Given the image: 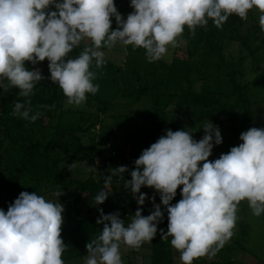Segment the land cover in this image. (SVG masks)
Masks as SVG:
<instances>
[{
    "label": "clouds",
    "instance_id": "9594fccd",
    "mask_svg": "<svg viewBox=\"0 0 264 264\" xmlns=\"http://www.w3.org/2000/svg\"><path fill=\"white\" fill-rule=\"evenodd\" d=\"M130 7L134 11L124 19L114 0H0V90L17 89L23 98L14 102L11 115L33 123L42 115L33 112L30 97L45 77L25 62L35 66L47 59L48 79L62 90L65 106L80 107L87 94L99 91L93 83L98 73L90 69L106 64L102 49L131 45L133 50L143 48L148 62H156L169 47H177L185 27L194 32L211 20L220 29L232 15L247 20L254 8L261 13L259 25L264 31V0H131ZM82 44L79 55L69 58ZM39 107L51 110L55 105ZM201 129L204 135L199 141L188 131L167 129L134 161L131 179L123 185L140 206L148 199L142 187L160 194L168 226L167 232H159L162 239L172 237L171 246L180 253L182 264L214 257L224 247L234 235L242 201L248 202L254 216L264 213V129L241 133L242 143L214 161L209 157L214 146L222 144L221 131L210 120ZM126 172L127 166L114 168L104 177L105 188L113 176L124 179ZM180 186L182 198L172 204ZM108 196L101 190L95 205ZM151 201L154 210L143 216L138 207L127 226L118 211L104 214L99 209L96 223L102 232L86 244L84 264H124L121 244L139 250L152 242L164 211L154 196ZM63 211L61 203L26 191L7 212L0 209V264H65Z\"/></svg>",
    "mask_w": 264,
    "mask_h": 264
},
{
    "label": "trees",
    "instance_id": "16d2710c",
    "mask_svg": "<svg viewBox=\"0 0 264 264\" xmlns=\"http://www.w3.org/2000/svg\"><path fill=\"white\" fill-rule=\"evenodd\" d=\"M130 2L131 0H114L119 13L131 8ZM251 12L252 10L249 11L247 20H242L236 15L230 16L220 29L216 28L211 20H209L206 27L197 26L194 32L185 27L181 38L188 42V51L183 58L174 59L170 65L162 63V68H167L169 74L163 92L157 91L160 88L147 89L143 86L142 93L129 94V98L132 100L131 103L139 105L142 101H146L151 105L147 111L142 108L137 109L132 115L131 113L126 115L128 122H134L136 126L141 127L140 130L136 128L129 130L133 133L136 145H144L146 149L165 135L167 129L172 131L185 130V125L179 120L182 116H186L184 110H182L183 108L186 112L193 108L192 117L194 122L191 127L193 135L203 131L201 128L204 122L209 120L212 122L222 115H227L224 122L227 121L229 122L228 126L231 125L229 127V140L233 138V135L236 139L243 133L249 124L244 125L242 122L238 125L236 123L241 113H245L247 116L244 123L252 120L253 101L249 96L252 89L250 84L242 85L239 82L237 74L244 77V71L240 67L237 68L236 62L229 59L227 53L233 44L240 43L243 48L245 47L244 49H248L250 41L252 42L253 39L255 41L262 40L261 36L255 31V29H258L257 25L250 26V22L254 21V17L250 16L252 15ZM116 28L117 24L113 17L112 29L115 30ZM82 48L83 44L69 53V58L77 57ZM105 60L106 64L103 66L105 73L98 72L94 64L90 69L98 73L93 83L99 85V91L94 96L87 94L86 102L90 100L98 101L101 104L100 110L107 114L115 103L114 99L121 93V87L114 76H105V74L113 73L115 68L117 69L113 60ZM243 60L244 57H241L240 61L243 62ZM48 64L49 62L46 59L33 66L39 68L45 77L40 83L36 84L34 95L30 97L33 112H42L40 118L34 123L11 115L14 102L23 99L18 96L17 89H10L7 93L0 90V136L4 135V138L10 140L9 142L15 148L19 145V142L26 143L25 141H29V146H26L27 150L30 151L29 154H32L36 149L32 147L33 142L42 144L38 150L41 163L46 167H50L48 173L51 174L52 181L61 185L62 189L68 192L62 197L64 223L61 231V237L67 246L66 251L62 254V259L68 261L86 257V244L102 232V225L96 223L100 212L95 214L92 213L91 209H94L95 197L101 190L105 189V184L104 180L99 182L94 176L85 180H77L68 174L63 176L60 172V165L66 160L94 163L97 158L101 159L104 154L109 155L110 160H114L118 153L114 148L113 150L108 149V147H111L110 143L99 141V149L95 150L93 155L90 148L96 147L94 146L96 144L95 138H92L95 122L93 121L92 124L84 126V119L81 115L84 110L74 106H65L66 97L62 90L57 84L48 79L50 77ZM222 70H224V82L220 80L219 73ZM212 78L215 80L216 89H213L210 83ZM261 79L263 78H258L259 81ZM196 82L206 83L200 91H197L195 89ZM146 90H152L153 92H147ZM161 95L168 98L178 96L187 99L186 104L180 108V118L174 119L171 117L170 112H167V108L159 101ZM53 104L55 108L51 110L39 107ZM73 117H77L80 121L75 124L72 121H67ZM90 118L91 116L88 119ZM24 132H26L25 141L21 138ZM19 139H22V141ZM236 145H239V143L234 144V146ZM87 148H89L88 151ZM103 149L107 153H103ZM140 155L141 153H131L130 164L127 167L129 172L124 173V179L115 177L110 183L114 187V193L120 199L117 202L118 208H126L124 214L120 215V218L125 220V226L131 222V216L136 211H134L133 203L126 199L127 197L132 199L133 195L130 194L125 197L121 195V191L128 190L129 193L130 189H125L123 185L126 180L131 179L129 173L135 168L134 161ZM118 156L123 157V152H120ZM18 157H20V153L14 156L15 159H18ZM16 161L14 160L15 163ZM12 174L14 175V173ZM38 187L37 184L35 189H38ZM19 188L21 192L26 191L25 188L20 186ZM146 194L148 196L152 193ZM151 206L150 210L153 211V205L151 204ZM140 208H142V215L144 216L146 214L145 204ZM115 209L117 208H113L110 202V210L105 209L103 212L104 214H110L114 213ZM161 209L164 211V206H161ZM162 222L164 224L157 226L158 232L153 238L151 261L152 264H175L170 243L172 237L162 239L159 232V229H164L167 232L168 218L166 211H164ZM222 249L224 251L223 257L210 262L202 259V263L239 264L234 257V247Z\"/></svg>",
    "mask_w": 264,
    "mask_h": 264
},
{
    "label": "rangeland",
    "instance_id": "374dc122",
    "mask_svg": "<svg viewBox=\"0 0 264 264\" xmlns=\"http://www.w3.org/2000/svg\"><path fill=\"white\" fill-rule=\"evenodd\" d=\"M51 10H55V8L53 7ZM133 11L134 9L131 7L120 14L126 19L128 14ZM251 14L252 15L250 16L254 17V21L250 22V26L254 27L257 25L258 29H255V31L261 36L262 40L255 41L253 39L252 42L250 41V47L248 49H244L245 47L243 48L240 43L233 44L227 53L228 58L236 62L237 68L239 69L240 67L244 71V77H240L237 74L239 82L242 85L250 84L252 89L249 93V96L253 101L252 120L248 123H244V119H246L247 116L245 113H241V116L236 123L238 125L242 124V122L244 125L249 124L243 132H246L253 127L264 129V31H261L259 25V15L261 13L254 8L252 9ZM181 37L178 38L177 47H169L167 54L161 60L151 63L148 62L143 48L133 50L131 45L123 46L118 43L111 50H103L105 52V59L113 60L117 67L114 72L111 71L113 73L105 74V76H114L116 78L118 85L121 87V93L114 99L115 103L107 114H104L100 110L101 104L94 100L87 101L80 107H74L84 110L83 112L81 111L82 118L84 119V126L92 124L93 121L95 122L92 138H95L96 144H94V146L96 147L92 149L90 148L93 155L95 154V150L99 149V141H103L107 144H111V147H108L109 150H113L114 148L118 155L120 152H123L124 156L117 155L114 160H110L109 155L104 154L101 159H94V163L66 160L60 165L61 175L66 176L68 174L73 178L75 177L77 180H85L94 176L97 181L102 182L104 177L112 175L114 168L121 165L128 167L130 164L131 153H142L146 146L136 145L134 143L133 133L129 131L133 128L140 130L141 127L136 126L134 122H128L126 115L130 113L132 115L137 109L140 110L142 108H145L144 110L147 111L150 109L151 105L146 101H142L139 105L133 104L131 103L132 100L129 98V94L134 92L142 93L143 86L147 89L160 88V90L157 91L163 92L169 74L167 68H162V63L170 65L174 59L183 58L188 51V42ZM86 43H90V41H86ZM241 57H244L243 62L240 61ZM25 66L29 69L33 68V65H31L30 62H25ZM103 68L104 67L97 71L104 72ZM219 74L220 80L224 82V70ZM258 78L263 79L259 81ZM206 82H196L195 89L200 91ZM210 83L212 84L213 89H216L214 78L210 80ZM150 91L153 92L152 90H148L147 92ZM159 99L163 106L167 108V112H170L171 117L174 119L177 117L180 118L179 111L181 106L186 104V98H180L178 96L168 98L165 95H161ZM182 110H184L186 116H182L179 120L185 125V130L192 134L191 127L194 122L192 117L193 108L187 112L184 108ZM90 116L91 118L88 119ZM226 118L227 115H222L212 121V123L217 125L221 131L222 144L214 146L212 155L209 157L210 161L218 159L221 154L228 153L234 144L242 143L239 139L240 136L235 139V135H233V141H231L232 139L229 140V127H231V125L228 126L229 122H224ZM67 121H72V123L75 124L80 120L77 117H73L69 118ZM26 132H24L21 137L24 141L26 138ZM203 135V131L195 135L192 134L196 141H199ZM22 139L19 140L22 141ZM9 141L10 140L4 138V135L0 136V209L7 212L9 205L13 203L21 193L19 186L25 188L26 192L30 194L37 193L38 195L43 196L46 200L62 204V197L68 194V192L62 189L61 185L52 181L51 174L48 173L50 167H46L41 163L38 150L42 144L39 142H33L34 145H32V147L36 149L32 154H29L30 151L27 150L26 147L29 146V141H25L26 143L19 142V145H17L16 148L13 147ZM88 150L89 148H87V151ZM104 152L107 153L105 149H103V153ZM18 153H20V157L15 159L14 156ZM14 160H17L16 163ZM89 168H94L96 170L94 172L89 171ZM12 173H14V175ZM113 178H115V176H113ZM37 184L39 187L38 189H35ZM104 190L107 191L109 195L108 198L103 204L94 205V209H91L92 213H99V209L110 210L111 202L113 208H117L114 212L118 211L120 215H123L126 208H118L117 202L120 199H118L117 195L114 193V187L109 185ZM181 190L182 186H180V188L178 187L177 194L173 201H171L172 204L177 203L182 198ZM141 193H152V197H155V203L161 204L160 194L156 192L155 189L142 187ZM130 194L132 195L131 191H129V193L128 190L121 191L122 196L124 195L126 197ZM151 195L147 196L148 199L146 200L148 201L145 200L146 214L144 216L151 213V204L153 205ZM126 199H129L133 203L134 211H136V208L140 207V205L137 204L136 199H131L130 197H127ZM161 206L163 205L161 204ZM237 217L238 219L236 221L234 235L225 243L223 248L234 247V257L239 264H264V213L259 217L254 216L252 210L248 206V202L245 200L238 206ZM162 224L164 223L161 222L158 226H161ZM153 242L154 240L142 244L139 250H134L121 244L120 251L124 264H152L151 254ZM172 251L175 264H182L180 253L173 247ZM223 256L224 251L223 249H220L214 257L205 256L195 260L193 264H203L201 261L202 259H206L208 262L216 261ZM84 258L68 260L65 261V264H84Z\"/></svg>",
    "mask_w": 264,
    "mask_h": 264
},
{
    "label": "crops",
    "instance_id": "0c3cea01",
    "mask_svg": "<svg viewBox=\"0 0 264 264\" xmlns=\"http://www.w3.org/2000/svg\"><path fill=\"white\" fill-rule=\"evenodd\" d=\"M180 188V187H179ZM178 190V189H177Z\"/></svg>",
    "mask_w": 264,
    "mask_h": 264
}]
</instances>
